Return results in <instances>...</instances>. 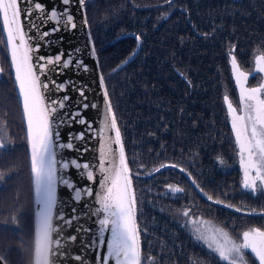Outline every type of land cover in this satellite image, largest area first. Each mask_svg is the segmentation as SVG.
<instances>
[{"label":"trees","instance_id":"trees-1","mask_svg":"<svg viewBox=\"0 0 264 264\" xmlns=\"http://www.w3.org/2000/svg\"><path fill=\"white\" fill-rule=\"evenodd\" d=\"M165 12L169 14L163 19ZM86 14L129 165L141 173L133 176V184L142 257L153 256L156 264H190L195 255L204 264H222L192 238L175 210L187 207L192 217L213 222L234 239L250 227L264 229V216L246 214L252 207H264V194L252 196L240 187L238 150L224 101L227 95L239 108L228 49L235 45L238 67L248 74L254 71V53L264 51V0H173L171 8L164 0H94L86 4ZM135 34L141 35L138 48ZM0 51L5 68L0 119L22 125L3 43ZM261 80V74H254L247 85L256 87ZM141 163L144 168L138 167ZM161 163L181 164L206 191L227 193L221 198L246 210L210 204L175 169L140 177ZM165 183H178L185 193L173 197ZM21 247L0 240L4 262L32 264V245ZM247 256L250 264H257Z\"/></svg>","mask_w":264,"mask_h":264},{"label":"snow or ice","instance_id":"snow-or-ice-1","mask_svg":"<svg viewBox=\"0 0 264 264\" xmlns=\"http://www.w3.org/2000/svg\"><path fill=\"white\" fill-rule=\"evenodd\" d=\"M22 2L28 5L26 9L21 7ZM60 2L65 6L63 9H58L56 6L47 9L39 0H0V19H2L0 31L6 35V41H0V43H4L10 59V69L11 73L14 74V82L18 89V97L26 124L30 173L34 181L38 206L37 235L45 247L46 259L44 264H51L49 253L52 256L57 255V252L52 250L53 248L63 247L59 236L53 238V234L60 231V226L54 224V220L58 219L71 227L77 219L74 215L67 219L63 214L54 216L53 210L57 203L58 184L73 191V200L77 203L85 195L88 197L95 196V203L99 206L95 208L92 214L98 217L99 243H105L103 239L105 230H109L111 233L107 240V254L98 255L97 264H109V261L113 259L115 264H143L144 260L147 261V264H156L155 257H142L140 229L136 219L137 195L133 184V176L138 177L141 173L133 172L129 165L124 137L118 124L104 75L99 76V89L103 96V106L101 107L95 102H88V97L85 95L87 85L78 88L71 80L60 82L53 78L63 75L64 70L70 67L82 68L84 72L89 71L88 66L75 56V53L80 52L79 48L69 51L66 56L63 50L54 57L36 55L42 46L50 43L45 38L62 28L64 30L77 28L76 17L72 14V6L77 2L79 10L84 13L82 23L85 27L89 26L86 14L87 0H60ZM164 3L171 8L173 0H164ZM22 14L23 20L21 19ZM168 14L167 12L162 13L161 18L166 19ZM24 21L28 22L29 27L27 29L24 26ZM49 23H52L53 27L46 31L43 30L47 28ZM32 31L35 32V35H30ZM207 35L209 34L205 33V36ZM88 39L90 42L92 41L91 33H89ZM135 40L138 48L141 43V35L135 34ZM261 47L264 48V45ZM90 52L92 58L96 59L94 44ZM134 55L135 51L129 59ZM228 55L235 73L236 83L241 87V99L245 102L247 111L246 117L234 115L236 109L229 102V97L224 96L229 115L232 116V129L239 147L238 155L242 169L240 187L243 191L256 196L257 194H264V84L258 87L243 88L241 77L247 80L249 74L239 71L235 57V45L228 49ZM254 56L257 71L264 72V51H261L259 55L254 53ZM127 62L128 60H125L123 63ZM97 67H99L98 63ZM117 67H122V65ZM4 71L5 68L0 67V74ZM180 74L184 75L183 73ZM41 76L47 77V80L42 81ZM189 84H191L190 81ZM69 86L79 93V98L85 101L82 105H78L74 111H65L68 107L67 102L71 97L67 94L62 97L58 95L60 92L66 93ZM52 93L57 95L52 96ZM89 108L98 110L100 114V125L97 129H93L92 122L82 114L81 109L86 111ZM237 121H244L246 142H241V131ZM73 124L83 125L85 130L75 135L69 133V140L60 142L59 128L61 126L72 127ZM249 128L250 136L247 135ZM90 131L92 133L91 138L99 139L98 170H94L88 162H80L76 158L63 159L60 157V150L62 149L86 152L87 148L75 149L73 141H84ZM113 144L116 146L115 148L112 147ZM6 147V141L0 139V151ZM217 162L221 165L225 163L223 158L219 156ZM138 167L144 168L145 165L141 163ZM164 168L178 169L179 172L184 173L191 185L212 204L222 205L236 212L246 210L247 206H238L221 198V196H227V193L217 194L206 191L198 179L179 163H161L144 174L152 176ZM71 169L78 170L81 179L86 178L90 184L96 183L98 175V190L93 193V189L89 185H84L81 188L70 176L58 175L60 172H70ZM164 188L173 197L185 193V187L178 183H165ZM175 211L178 215L187 218L185 226L194 225L197 220L201 219L197 217L194 220L190 215L191 209L187 207L177 208ZM246 214L264 216V207H252L246 211ZM203 223L211 222L204 221ZM76 231L90 230L78 228ZM192 235L195 240L214 253L222 264H250L247 256L248 251L255 257L258 264H264V229L260 227H250L241 233L239 239H234L228 231L219 227H214L211 233L202 231L200 226L193 227ZM67 239L75 242L77 237L73 234ZM59 254L61 257L67 255L64 252ZM73 258L76 261L81 260L79 254H73ZM4 259L0 255V261ZM189 262L190 264H204L195 255L189 257Z\"/></svg>","mask_w":264,"mask_h":264},{"label":"water","instance_id":"water-1","mask_svg":"<svg viewBox=\"0 0 264 264\" xmlns=\"http://www.w3.org/2000/svg\"><path fill=\"white\" fill-rule=\"evenodd\" d=\"M94 0H87V3H91ZM42 4H44L47 9H51L53 6H56L58 9H63L65 6L60 2V0H39ZM21 7L26 9L28 5L26 3H21ZM72 14L76 17L77 28L71 30H64L63 28L54 33L53 35L45 38L50 41L47 45L41 47L40 51L36 53V55L41 56H55L61 50H63L65 56L69 51H73L76 48L80 49L79 53H75L77 59L83 61L85 65L88 66L89 71L84 72L82 68L70 67L69 69L64 70V74L58 77H53L58 79L60 82L65 80L73 81L76 86L84 87L87 85L85 89V95L88 97V102H95L101 107L103 106V96L99 89V76L101 75L100 68L97 67L98 58L93 59L91 56V47L93 46V41H89V28L85 27L82 23L84 18V13L79 10L78 2L72 6ZM35 18V17H33ZM21 19L23 20V14ZM0 25H2V19H0ZM24 26L27 29L29 27L28 22L24 21ZM53 27L52 23L47 25V28L43 30H48ZM3 41H6V35L1 31ZM30 35H35V32H30ZM35 41L33 42V44ZM4 45V43H3ZM5 48V45H4ZM7 59L9 62L10 68V59L7 54V50L5 48ZM99 64V63H98ZM11 73V69H10ZM13 87L15 91V95L17 97V101L20 107L21 112V120L23 123L24 134L27 145V154L28 161L30 166L29 159V145L27 142V132H26V124L23 117L20 99L18 97V89L14 82V74L11 73ZM42 81H46L47 77L41 76ZM69 95L71 99L67 102L68 107L65 111H74L78 105H82L85 101L79 98V93L74 91L71 86L68 87L67 92H60L58 95L62 97L63 95ZM52 96L57 95L56 93H52ZM82 114L85 118L92 122L93 129H97L100 125V114L98 110H94L92 108L87 109L86 111L81 109ZM85 130V126L79 124H73L72 127L61 126L59 128L60 131V142H67L69 140V133L73 135L80 133ZM110 135H114L113 133H109ZM91 131L88 133V136L84 141H73L75 149H83L87 148L86 152H81L77 150L67 151L60 150V157L63 159H71L76 158L80 162H88L94 170H98L99 165V139L91 138ZM113 148L116 146L113 144ZM172 168H164L161 170L165 171ZM178 170V169H175ZM159 173V172H158ZM155 173L154 175L158 174ZM31 174V173H30ZM185 177L186 175L182 173ZM58 175H63L65 177L70 176L71 179L76 183L78 187L83 188L84 185H89L93 189V193L98 190L99 176L97 175L96 183H91L87 181V179H81L78 170L71 169L70 172H60ZM153 176V175H152ZM146 176V177H152ZM187 178V177H186ZM190 182V181H189ZM31 183H32V193H33V231H34V241H33V259L32 264H44L45 262V247L44 244L37 235V225H38V206L36 203V195L34 190V181L31 175ZM191 183V182H190ZM196 192L207 201L199 191L193 186ZM73 191H70L66 186L61 184L57 185V203L53 210L54 216H58L59 214H63L65 219L76 216L77 219L72 223L71 227L64 224L62 221L55 219L54 224L60 226V231L58 233L53 234V238L55 239L57 236L61 238V242L63 247L56 249L53 248V251L57 252V255L52 256L49 253V260L51 264H97V256L98 255H106L107 254V240L110 238V231L105 230L103 233V239L105 241L104 244L99 243V225H98V217L93 215L92 213L95 211V208L98 207L95 203V196L92 197L84 196L82 200L77 203L73 200ZM209 202V201H207ZM212 204L211 202H209ZM215 206L223 207L222 205L212 204ZM225 208V207H224ZM75 209V212H73ZM137 219V215H136ZM78 228L89 229L90 231H76ZM76 235L77 239L75 242L69 241L67 238L71 235ZM141 247V241H140ZM60 252L67 253L66 256L61 257ZM73 254H79L81 256L80 261H76L73 258ZM0 264H6L3 261H0ZM109 264H115V260H110Z\"/></svg>","mask_w":264,"mask_h":264},{"label":"flooded vegetation","instance_id":"flooded-vegetation-1","mask_svg":"<svg viewBox=\"0 0 264 264\" xmlns=\"http://www.w3.org/2000/svg\"><path fill=\"white\" fill-rule=\"evenodd\" d=\"M4 128L2 130L7 133L9 141L5 140L7 147L0 151V228L2 229H0V240L8 243L6 237L9 241L18 239L21 244L30 247L31 221L33 228V193L24 128L19 122L17 125L8 123ZM22 132L25 144L22 140ZM3 136L2 133V138ZM11 139L16 143L13 141L12 143ZM22 148H24V156ZM13 205L17 209H12Z\"/></svg>","mask_w":264,"mask_h":264},{"label":"rangeland","instance_id":"rangeland-1","mask_svg":"<svg viewBox=\"0 0 264 264\" xmlns=\"http://www.w3.org/2000/svg\"><path fill=\"white\" fill-rule=\"evenodd\" d=\"M0 53H1V51H0ZM0 60H1V55H0ZM0 67H3L2 66V64H1V61H0ZM230 68H231V72H232V77H233V80H234V83H235V86H236V89H237V93H238V100H239V108L238 109H236L235 107H233L234 109H236V111H235V113H234V115H236V116H241V117H246L247 116V111H246V107H245V102L244 101H242V99H241V87L240 86H238L237 85V83H236V79H235V73H234V70H233V68H232V65H231V62H230ZM239 71H241L240 70V68H239ZM243 72V71H242ZM261 74V76H262V80H261V83L259 84V85H261V84H264V72H258L257 71V63H256V61L254 60V71L251 73V74H249L248 75V78H247V80H244V78L243 77H241V83H242V85H243V88H245V89H247V88H250V87H248V85H247V81H248V79H249V77L250 76H252V75H254V74ZM245 74H248V73H245ZM0 76H1V74H0ZM258 85V86H259ZM258 86H256V87H258ZM245 95H247L246 93H245ZM0 102L2 103V102H4V95H2L1 93H0ZM230 102V101H229ZM226 106H227V104H226ZM227 112H228V116H229V122H230V125H231V128H232V123H231V121H232V116L231 115H229V110H228V107H227ZM6 124H8V122H7V120L5 119V121L4 122H2L1 121V119H0V138L1 139H3L4 141L6 140L7 142L9 141L8 140V138H7V133L5 134L4 132H3V130L5 129L4 128V125H6ZM243 124H244V121H237V125H238V128L240 129V131H241V142H246L245 141V132H244V127H243ZM22 125H23V123H22ZM3 129V130H2ZM232 131H233V129H232ZM2 133H3V135L5 136H3V138H2ZM233 134H234V132H233ZM250 128H249V130H248V133H247V135L248 136H250ZM234 140H235V144H236V147H237V150H238V152H239V147H238V145H237V143H236V137H235V134H234ZM15 142V140H13V139H11V142ZM12 142V143H13ZM16 143V142H15ZM18 145V144H17ZM238 161H239V166H240V169H241V164H240V156L238 155ZM241 173H242V169H241ZM147 175H144V176H140V177H143V178H150V177H146ZM153 176H155V175H153ZM152 176V177H153ZM12 209H17V207L15 206V205H13V207H11ZM193 219L195 220L196 218H194L193 217ZM186 220H187V218L186 217H183V222H182V224H183V226H185V224H186ZM204 221H209V220H206V219H200V220H197L196 221V224H194V225H188V226H185V229H186V231L192 236V238H193V235H192V229H193V227H197V226H200L201 227V229H202V231H205L206 233H211L212 232V229L214 228V227H219L218 225H216V224H214L213 222H211V221H209V222H211V223H203ZM220 228V227H219ZM1 229V228H0ZM30 229L32 230V221H31V224H30ZM2 230V229H1ZM31 236H32V233H31ZM194 239V238H193ZM18 239H15V240H8V238L6 237V241L8 242V245H14V243H16L17 245H20V246H22L21 248H22V250L24 249V247H26L27 245H24V244H21V241H17ZM195 240V239H194ZM33 241H34V236H33ZM196 242H198L197 240H195ZM4 243H5V240H4ZM199 244H201L200 242H198ZM24 245V246H23ZM31 245H32V247H33V243H31ZM202 245V244H201ZM202 246H204V245H202ZM205 247V246H204ZM206 248V247H205ZM207 249V248H206ZM6 251L4 252V255H8V249H5ZM33 250V249H32ZM208 250V249H207ZM209 251V250H208ZM210 252V251H209ZM212 253V252H211ZM214 254V253H213ZM247 254L249 255V256H251L252 257V259H254L255 260V257L254 256H252V254L250 253V251H248L247 252ZM215 255V254H214ZM216 256V255H215ZM217 257V256H216ZM218 258V257H217ZM32 259H33V252H32ZM256 263L258 264V261H256Z\"/></svg>","mask_w":264,"mask_h":264}]
</instances>
